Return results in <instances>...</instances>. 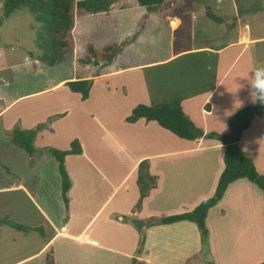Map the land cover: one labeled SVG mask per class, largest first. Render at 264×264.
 <instances>
[{
    "label": "rangeland",
    "instance_id": "rangeland-1",
    "mask_svg": "<svg viewBox=\"0 0 264 264\" xmlns=\"http://www.w3.org/2000/svg\"><path fill=\"white\" fill-rule=\"evenodd\" d=\"M5 1L0 0V112L10 107L0 116V171L12 184L23 182L39 206L58 225L81 213L84 221L80 222L78 229L84 227L107 200L111 186L106 184L84 207L77 200L73 201L74 195H68L72 205L67 206L62 196L59 165L49 150L65 151L71 148L74 140L84 142L88 152V147L93 149L92 154L89 153L93 166L87 167L84 158H70L69 162L78 159L72 162L75 168L81 165L89 171L95 168L100 176H106L113 185L117 184L131 165V160L121 154V136L128 130L124 117L130 116L138 104L152 106L169 101L180 93L199 96L188 101L190 105L196 100L203 104L205 99L202 98L209 96L219 79L214 77L217 75L215 67L207 72L205 54L193 49L202 46L224 48L238 39L234 5L239 9L246 8L247 20L244 22H249L252 36L264 38V0H166L164 5L150 9L176 14L183 9L200 12L212 7L215 15L223 16L224 27L221 28L224 31L217 27L221 21L217 24L213 20L209 21L215 24L214 27L206 22L203 31L195 30L190 24L191 17L184 16V13L179 15H183L181 25L172 28L166 15L149 16V9L140 7L137 0H109L112 3L109 12L76 17L74 61L49 66L37 60L40 54L36 45L38 24L29 9L22 8L4 20ZM226 12H229L227 17L224 16ZM89 45H93L98 53L106 52L110 45L119 47L108 65H104L101 58L84 65L80 60L87 57ZM241 49L229 46L223 54L226 77L211 100L219 116L239 108L238 112L245 107L242 105L254 103L257 97L251 83L256 69L264 67V39L254 47V59L250 57L252 51L246 50V54L233 64ZM172 56L173 59L165 61ZM108 72L117 73L109 79L97 77ZM86 74L95 77L92 79L95 80L91 87L92 99L88 102L82 101L80 94L73 93L68 85L76 81L73 78ZM87 81L91 83V80ZM142 84L144 88H141ZM122 86L129 90L127 98L122 96ZM159 88H163L165 95L156 97V103L154 99ZM116 89L119 91L117 95L109 99L110 94L115 93L110 91ZM201 105H198L199 109ZM224 118H219L217 129L210 130L228 133L229 121H220ZM262 119L263 137L260 131L258 148L264 153V114ZM40 123H48L54 132L40 133L34 143L36 153L33 156L10 141V132L14 128L32 129ZM195 124L203 127L200 121ZM152 126L157 127L158 132H164L155 123ZM135 133L139 135L138 131ZM167 135L178 139L173 134ZM113 138L118 143L111 145ZM252 138L250 134L244 140L245 148L254 143ZM144 139L148 140L147 137ZM96 141L102 145L100 150L94 148ZM141 151L139 149L136 153ZM248 152L249 158H255L256 152ZM259 170L263 172L264 164ZM137 179L135 174L127 184V188L134 189L136 194ZM3 182L1 178L0 183ZM125 189L111 198L88 228V237L96 241L93 244L56 236L28 195L21 192L0 195V264H49L50 260L54 264H132L128 253L134 252V258L139 259L138 248H142L146 226L137 227L134 221L131 226H123L129 219L128 208L124 207ZM6 221L30 229L20 231ZM138 222L145 224L144 221ZM206 263L213 264V260L208 257ZM193 264H199V261Z\"/></svg>",
    "mask_w": 264,
    "mask_h": 264
},
{
    "label": "crops",
    "instance_id": "crops-1",
    "mask_svg": "<svg viewBox=\"0 0 264 264\" xmlns=\"http://www.w3.org/2000/svg\"><path fill=\"white\" fill-rule=\"evenodd\" d=\"M208 9V11L200 12H197V10L183 9L182 11L175 12L176 14L171 12L160 13L149 9V16H155L158 14L159 16L166 15L168 17L167 21L170 22L169 25L172 28H177L181 25V17L183 16H179L181 13H184V16L187 15L191 17L192 21L190 20V24L195 30L198 28L203 31V27H205L206 22H208L210 27H214L215 24L209 20H213L215 23L221 21L220 25L217 27H224L223 16L219 17L215 15L212 7H209ZM234 9L235 17L238 19V24L235 30L238 35V39L236 40L237 42L233 41L229 46L234 45L236 48L242 47L243 49L239 50V54L235 58V62L233 64L246 54V50L252 51L250 53V57H253L254 59V47L258 41H262L264 39L254 38L252 36L249 22H244L247 20L245 16L246 8L239 9L237 5H234ZM224 16H229V12H226ZM242 21L244 23H242ZM110 46L119 47V45ZM229 46L217 49L202 46V48L193 49L195 51H201V54H205L203 59L207 65V72L212 71L215 67L217 69V75L214 77L216 80L219 79L218 85L215 86L209 96L202 98L205 99L202 105L201 102L197 100L191 105L188 104V101L194 100L199 96L189 97L182 93L169 100L171 101L176 97H180L181 107L184 113L194 123L195 121H200L203 127L197 126L202 128L205 134L211 133V128L217 129L219 126L217 122L222 116H225V118L220 120L221 123H224L227 120L230 122V120L240 111L239 110L237 112L238 108L235 111L232 110L233 112L231 111L228 114L219 116L217 115L216 108L211 105L213 94L219 91L222 83L221 80L226 77L227 72H223V54L226 51L225 49ZM173 58L174 56L165 61H170ZM108 64L109 63L107 62L104 63V65ZM254 64L257 65V62ZM251 65H253L252 61ZM114 73L117 72H108L98 75L97 77L109 79L113 78L112 75ZM222 73L225 75L221 77ZM94 78V76L86 74L80 78H73V80H91L89 85L90 87H93V82L95 80L92 79ZM126 86H122V89L124 88L123 91L120 90L123 94L122 96L125 98H127L129 94V90ZM141 88H144L143 84ZM145 91L146 90H143V93H147V91ZM110 92H115L111 93L109 97V99H113L119 91L116 89ZM163 95H165L163 88H159L154 100H156V97L162 98ZM143 98H145V96H143ZM91 99L92 94L90 90V97L86 102ZM157 102L158 100H156V103ZM199 104L201 105L200 109L198 107ZM138 105H136L135 108ZM246 105L247 104H244L241 107H246ZM9 107L10 106L4 108L0 112V116ZM57 116L60 118L64 117V115ZM130 116L126 115L124 117V122L127 124L128 130L122 134L120 142L121 147L123 148L121 154L131 160V165L130 169L127 170L117 184L113 185L109 182V179L106 176H100L95 168L90 169V171L86 170V166L83 167L82 165L75 168L72 165V162H75V160L78 159H71L69 162L70 158H84L87 161V167L93 166V161L91 160L92 156L90 155L92 154L93 149L88 147V152L84 142L82 144L80 143L83 151L81 155H71L65 158V168L71 181V188L68 195H74L75 198L72 199L73 201L77 200L79 205L84 207L85 204H89L90 199L93 200L97 194L104 189L106 184L111 186L110 196L107 200H105V202H103L95 215L89 219L87 224H85V226L81 229H78L80 222L82 223L84 221V218L81 217V213H79L75 219H71L63 225H58L53 218L39 206L35 198L31 195L30 190L26 188L23 182H20L17 185L12 184L2 171H0V179L3 178L4 182L0 183V195L6 196L15 192H21L28 195L41 210L45 216V220L55 230L56 236H60L68 240H75L77 242L86 240V242L93 244L96 243V241L88 237V228L92 225L96 217L105 208L111 198L121 189L126 188L125 190L127 192V196L125 197L124 207L128 208L126 213L128 214L129 219L123 226H131L132 222L135 220L144 221L145 224L143 223L142 226H146L145 233L143 234V247L141 248V251L140 247L138 248V253L140 255L138 257L139 259L134 258V252L128 253L129 258H132V264H135V260H137L139 264H193L194 261L197 263L199 261V264H207L206 262L208 257L210 260H213V264H264V192L246 179H241L232 183L228 187L221 202L209 211L206 221L207 228L209 230L208 254L203 252L201 232L196 224L189 221L177 222L170 225L151 224L152 220L164 219L170 216L190 212L204 200L210 199L214 196L219 178L225 168V146L217 140L206 138L196 141H187L178 137V139H175V137H169V135H167L172 133L164 130L155 122H147L144 119H141L134 124L128 123L127 119ZM262 118L263 116L253 120L250 128L244 132L239 145L246 155L249 153V150L257 153L255 158L250 159L254 162L257 170L264 175V170L263 172L259 170L261 164H264V153H262L258 148L260 131L263 126ZM153 123L164 130V132H158L156 129L157 127L152 126ZM40 124H46L47 127L40 131L37 137L41 132L42 134L45 132H54V128L48 123ZM132 130L133 132H131ZM136 131L139 132V135L135 133ZM250 134H252L254 143H252V145H247V148H245L244 140H246L247 136ZM261 135L263 137V130L261 131ZM145 137H147L148 140H145ZM112 141L111 145L118 143L115 139ZM93 144H95L94 148H96V150H100L99 148L102 147L99 141H96ZM139 149L142 151L137 154L136 151L138 152ZM101 158L105 161L103 157ZM144 161H148L150 174L157 177L158 182L156 188L150 192V194L143 200L142 205L137 208L140 198L139 185H137L136 190L138 194H136L134 189L127 188V184L130 178H132L135 174H137L138 178L139 166ZM62 184L63 182L61 177V186ZM69 204L70 206L72 205L70 201ZM69 204L67 206H69ZM51 261L53 262V260H50V262Z\"/></svg>",
    "mask_w": 264,
    "mask_h": 264
},
{
    "label": "trees",
    "instance_id": "trees-1",
    "mask_svg": "<svg viewBox=\"0 0 264 264\" xmlns=\"http://www.w3.org/2000/svg\"><path fill=\"white\" fill-rule=\"evenodd\" d=\"M137 3L141 7L151 9L154 6L164 4L165 0H137ZM22 8L29 9L30 15L38 24L36 45L40 54L37 60L49 66H55L65 61L73 60L75 51L73 30L76 17L109 12L112 8V3L109 0H6L3 6V19H9ZM1 26L2 23H0ZM116 48V46H108L106 52L98 53L93 45H89L86 50L87 57L80 60V62L84 65H89L93 60L101 58L103 61L110 63L116 55ZM68 85L72 92L81 95L83 101L89 99L91 87L88 81L79 80L70 82ZM263 114L264 100L256 98L253 104L244 107L230 120L228 133L218 134L211 132L205 134L204 130L195 125L184 113L180 97L152 106L138 105L127 119L128 123L134 124L138 120L144 119L147 122L157 123L161 128L180 139L187 141H196L202 138L213 139L225 146V168L219 178L214 196L204 200L190 212L152 220L151 224L170 225L182 221L196 224L201 232L203 252L208 254L209 230L206 224L207 216L209 211L221 202L228 187L238 180L246 179L264 192V175L257 171L254 162L239 145L244 132L250 128L253 120L262 117ZM46 127V124H39L31 130L16 127L10 133V141L18 148L26 151L30 156H33L36 152L34 141L38 133ZM49 153L58 162L63 182L62 196L65 204L68 205V192L71 188V181L65 168V158L71 155H81L83 153L81 144L78 140H75L71 144V149L66 151L50 149ZM157 182L158 178L150 174L148 161H144L138 170L140 198L137 208L142 205L143 200L150 192L156 188ZM7 224L19 230H29V228L10 221H7ZM143 244L144 242L142 247ZM49 264H53V262H49ZM135 264H139L137 260H135Z\"/></svg>",
    "mask_w": 264,
    "mask_h": 264
},
{
    "label": "clouds",
    "instance_id": "clouds-1",
    "mask_svg": "<svg viewBox=\"0 0 264 264\" xmlns=\"http://www.w3.org/2000/svg\"><path fill=\"white\" fill-rule=\"evenodd\" d=\"M251 87L258 99L264 100V67L256 69L252 77Z\"/></svg>",
    "mask_w": 264,
    "mask_h": 264
},
{
    "label": "water",
    "instance_id": "water-1",
    "mask_svg": "<svg viewBox=\"0 0 264 264\" xmlns=\"http://www.w3.org/2000/svg\"><path fill=\"white\" fill-rule=\"evenodd\" d=\"M134 225H136L137 227H141L143 225V223L138 222V221H134Z\"/></svg>",
    "mask_w": 264,
    "mask_h": 264
},
{
    "label": "built area",
    "instance_id": "built-area-1",
    "mask_svg": "<svg viewBox=\"0 0 264 264\" xmlns=\"http://www.w3.org/2000/svg\"><path fill=\"white\" fill-rule=\"evenodd\" d=\"M1 55V54H0Z\"/></svg>",
    "mask_w": 264,
    "mask_h": 264
}]
</instances>
